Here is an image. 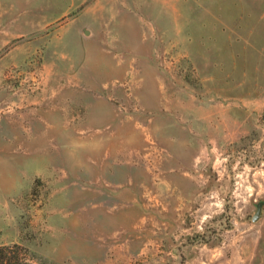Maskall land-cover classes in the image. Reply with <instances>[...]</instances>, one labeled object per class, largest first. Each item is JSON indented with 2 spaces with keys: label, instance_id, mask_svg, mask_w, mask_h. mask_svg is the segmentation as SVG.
<instances>
[{
  "label": "rangeland",
  "instance_id": "rangeland-1",
  "mask_svg": "<svg viewBox=\"0 0 264 264\" xmlns=\"http://www.w3.org/2000/svg\"><path fill=\"white\" fill-rule=\"evenodd\" d=\"M5 244L264 264V0H0Z\"/></svg>",
  "mask_w": 264,
  "mask_h": 264
},
{
  "label": "trees",
  "instance_id": "trees-1",
  "mask_svg": "<svg viewBox=\"0 0 264 264\" xmlns=\"http://www.w3.org/2000/svg\"><path fill=\"white\" fill-rule=\"evenodd\" d=\"M21 245H0V264H33L31 259L20 253Z\"/></svg>",
  "mask_w": 264,
  "mask_h": 264
},
{
  "label": "water",
  "instance_id": "water-1",
  "mask_svg": "<svg viewBox=\"0 0 264 264\" xmlns=\"http://www.w3.org/2000/svg\"><path fill=\"white\" fill-rule=\"evenodd\" d=\"M260 214H261V207L259 206L258 211H257L256 214L253 216V219H254V220H257V219L259 218Z\"/></svg>",
  "mask_w": 264,
  "mask_h": 264
}]
</instances>
